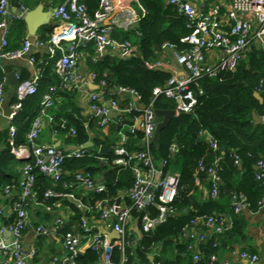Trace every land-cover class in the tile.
I'll list each match as a JSON object with an SVG mask.
<instances>
[{
    "label": "built area",
    "instance_id": "2783aa9c",
    "mask_svg": "<svg viewBox=\"0 0 264 264\" xmlns=\"http://www.w3.org/2000/svg\"><path fill=\"white\" fill-rule=\"evenodd\" d=\"M165 2L186 18L190 33L182 42L190 45L191 49L179 53L174 45H162L160 55L168 51L174 53L177 64L184 72L181 74L173 70L164 59L150 64V69L165 68L172 70L174 75L165 87L154 89L153 103L145 105L138 91L119 87L108 90L105 82L97 83L98 75L94 71H83V59L98 63L106 57L130 59L140 55L138 27L146 11L138 0H102L94 16L89 14L84 0H65L55 8L54 13V18L60 23L59 31L47 42L26 38L21 48L14 51L8 50L10 28L15 22H23L29 9L22 7L21 15H12V0H0V29L4 31L0 60L28 57L33 66L36 57L32 50H40L46 45L50 52L49 59L56 61L55 73L61 80L60 85L52 86L44 96L39 115L27 135V144L19 147L16 146L18 130L14 120L22 108V102L38 93L40 75L20 82L16 97L18 102L12 105L13 113L7 127L11 153L24 164L20 168L18 185H7L1 191L10 202L11 210L8 215L0 208V264H77V258L88 251L101 254L100 261L95 264H132L131 258L135 257V249L141 238L178 215L177 208L172 204L179 194V175L167 172L169 161L156 163L152 153L159 123L154 102L160 98L171 100L176 104L174 111L177 115H192L198 105V96L205 95L202 87L204 79H216L224 72H235L246 62L254 48L264 53V0ZM135 4L139 5L138 8ZM122 19L123 22L120 21ZM116 33L128 34L133 38L119 40ZM8 83L7 78L0 85V117L4 115L2 107L8 97ZM95 86L99 89H90ZM62 91L86 94L91 116L99 119L100 138L110 136L113 125H116L121 127L117 141L110 147L95 144L90 147L94 142L89 141L73 145L70 149L40 142L46 124L55 125L56 118L51 112L62 104L63 98L59 94ZM256 92H264V78ZM111 113L119 117H109ZM125 118L131 124L118 122ZM140 132L143 136L139 150H129V135ZM76 135L73 129L71 136L75 138ZM201 137L214 151L220 149L218 141L208 132H202ZM103 148L110 153H102ZM180 150L178 144H173L171 157L178 155ZM85 159H96L103 166L132 171L133 188L121 192L115 200H101L94 204L85 201L84 196L87 198L91 193L102 194L107 190L104 179L97 178L91 171L70 172L65 169L68 161ZM220 160L216 159L210 167L200 163V171L208 176L207 183L211 187L209 195L213 199L219 197L222 184ZM237 163L240 164L238 158ZM39 176L45 177L55 187L45 191L44 200L38 186ZM256 180L264 189V160L257 165ZM196 183L201 185L199 179ZM49 199H54L55 203L46 204L45 200ZM66 204L77 209L80 215L76 216ZM232 207L234 213L240 215L249 210L250 204L244 196L235 195ZM260 207H264V198ZM30 208H41L53 216L50 223L35 227L38 237L57 241L62 247L63 254L51 257L47 263L41 248L26 246L23 242L33 223ZM12 217L14 219L11 221ZM233 225L230 215L197 218L185 234L191 241L189 251L194 253L196 260H200L197 246L206 243L212 236L225 234ZM107 232H116L120 238L113 240ZM117 249L118 261L115 260ZM154 254L151 256L152 264H157ZM239 257L249 264L260 261V256L247 251L241 252ZM211 261L212 264H232L220 255H213Z\"/></svg>",
    "mask_w": 264,
    "mask_h": 264
},
{
    "label": "trees",
    "instance_id": "16d2710c",
    "mask_svg": "<svg viewBox=\"0 0 264 264\" xmlns=\"http://www.w3.org/2000/svg\"><path fill=\"white\" fill-rule=\"evenodd\" d=\"M102 0H84L89 14L100 9ZM146 11V16L139 24L140 55L130 59L106 57L98 63L89 62V68L98 75L97 83H106L107 89L130 88L138 91L143 97V104L153 103L155 88H163L171 75L150 69L149 65L161 57V47L164 44L174 45L181 53L188 51L191 46L182 42L189 35L187 20L181 16L175 7L168 6L165 0H138ZM21 25H26L24 22ZM53 27L46 28L41 38L46 42L51 36ZM116 33L119 40L133 37L128 34ZM92 53V49L89 50ZM55 60L47 56H36V66L40 70V85L36 95L28 97L22 102V108L14 120L17 127L16 146L27 144V135L32 124L39 115L44 96L52 86L60 85V78L55 73ZM264 78V53L253 49L246 62L242 63L235 72H224L216 79L206 78L202 81L204 96H198V105L192 115H177L171 124L164 129L158 142H154L152 153L154 161L160 163L169 161L167 172L179 175V194L172 204L178 210V215L169 218L150 234L144 235L135 249L132 264H152L151 256L157 264H212L211 257L219 255L221 249L228 242L241 241L245 236L246 220L242 214L236 215L232 207L235 195L244 196L250 204L249 210L260 211V202L264 198V189L256 180L257 165L264 160V125H255L251 120L254 110L259 116H264V103L261 104L254 96L261 79ZM7 80L5 71L0 67V85ZM33 79L30 72L25 70L20 82ZM63 98L53 131L67 134L74 145H81L93 141L96 146L110 147L117 139L121 127L113 125L111 135L100 138L98 131L99 119L84 117L82 108L76 101V94L62 91ZM264 99V92L261 93ZM15 98L13 104L17 103ZM156 110L172 111L176 109L175 102L160 98L154 102ZM136 115V114H135ZM132 117V116H129ZM117 120H115L116 122ZM125 124L130 120L119 119ZM159 121V120H158ZM88 125V128L86 127ZM115 124V123H114ZM77 135L72 137V130ZM202 132H208L216 141L220 149L214 151ZM142 133L129 135V150L138 151L142 140ZM173 144L181 148L178 155L171 157L170 149ZM0 191L7 185H18L20 168L23 162L18 161L11 153L8 129L0 131ZM110 154L109 156H111ZM220 160L222 184L220 195L213 199L210 195L207 201L200 203L197 199L203 186L207 184L208 176L200 171V163L210 167L216 159ZM237 158L240 164L237 163ZM70 172L89 170L97 178H103L107 187L102 194H90L84 200L94 204L101 200H115L121 192L129 191L134 186L132 171H121L120 168L103 166L96 159L74 160L65 164ZM201 181V185L196 180ZM41 198L48 189L55 188L52 182L43 176L38 177ZM52 205L54 199L45 200ZM66 206H68L66 204ZM71 209L80 215L72 206ZM32 211V209L30 208ZM230 215L233 228L223 235L212 236L206 243L197 246L200 260L195 259L188 247L191 243L185 234L192 228L191 224L203 216ZM14 218H12L13 220ZM51 218L46 216L47 222ZM11 220V221H12ZM115 260H119V249L115 251ZM251 254H255L252 252ZM101 259L98 252L88 251L79 256L77 264H95Z\"/></svg>",
    "mask_w": 264,
    "mask_h": 264
},
{
    "label": "crops",
    "instance_id": "0c3cea01",
    "mask_svg": "<svg viewBox=\"0 0 264 264\" xmlns=\"http://www.w3.org/2000/svg\"><path fill=\"white\" fill-rule=\"evenodd\" d=\"M228 0H225L227 2ZM65 2V0H22V3H24V6L26 9L33 10L36 9L40 5H44L45 12L48 14V18L46 20V24L44 27H42L35 37H31L29 35L28 27L27 25H21L22 22H15L13 26L10 28V34H9V51H14L19 48H21L23 41L26 38H38L41 39L46 31V28L53 27V30L51 32V37L57 33V30L60 26V23L56 21L54 18L53 12L54 9ZM136 8H138V4L134 5ZM120 10L123 11V8ZM13 15V13H12ZM123 22V19L120 20ZM123 34H120L119 36H122ZM4 37V31L0 29V50L2 47V40ZM50 37V38H51ZM49 38V39H50ZM48 39V40H49ZM120 39V38H119ZM47 40V41H48ZM46 41V42H47ZM32 54L36 56H47L49 58L50 52L46 45H44L43 48L40 50L33 49ZM161 61L164 59V62H167V64H170V67L178 71L179 73L183 74L182 68L177 64V61L174 57V53L171 51L165 52L161 57ZM83 71L84 73H87L89 68V62L85 59H83ZM0 67L5 71L7 68H11L12 71H14L18 78L22 76L25 70H28L34 78L37 75H40V70L37 68L36 64L31 66L30 62L28 61V57L20 59V60H11V61H5L0 60ZM41 76V75H40ZM8 88L12 89V85L10 82L8 83ZM91 90L96 91L94 87H90ZM64 101V100H63ZM76 101L81 106L84 117H90L91 116V109L88 105L87 96L86 94H80L76 95ZM59 110V107L57 109H54L51 114L53 116H57V111ZM1 118V117H0ZM4 128L0 125V131ZM40 142L47 143V144H54L57 147L61 149H70L74 144H72L67 134H57L55 131H53V125L50 126L46 124L45 129L43 131V134L41 136ZM94 145V143H92ZM93 147V146H92ZM1 150V149H0ZM209 198V188L207 184H205L198 194V201L200 203H203L207 201ZM0 208H2L8 215L11 210V204L9 201H7L4 198V195H2V192L0 191ZM31 215L33 218V223L28 229V233L26 237L24 238L23 242L26 244V246H37V242H40L41 244H45L44 246V252H48V248L53 250L55 252V255L61 256L63 254L62 247L60 244H58L57 241H47L44 238L38 237L35 233V227H37L40 224H47L50 223L52 220V215L44 212L41 208H32ZM46 216H49L51 219L47 222ZM242 216H244V219L246 220V228H245V236L241 241L236 242H228L226 246L221 249L219 252V255L222 258H225L229 260L232 264H249V262L241 260L239 257V254L241 252L247 251L249 253L255 252L256 255L260 256V261L255 264H264V207L260 208V211L258 212H252L250 210H247L242 213ZM13 218V217H12ZM10 218V220H12ZM41 248V247H40ZM43 251V249L41 248ZM2 260H0L1 262ZM46 263L48 262L47 259H45Z\"/></svg>",
    "mask_w": 264,
    "mask_h": 264
},
{
    "label": "water",
    "instance_id": "95a60500",
    "mask_svg": "<svg viewBox=\"0 0 264 264\" xmlns=\"http://www.w3.org/2000/svg\"><path fill=\"white\" fill-rule=\"evenodd\" d=\"M22 7H25L24 3H22V0H12L11 11H12L13 15H16V16L21 15L23 12ZM44 9H45L44 5H40L36 9L29 10L28 13L26 14L25 18H24L23 22L27 25L29 35L31 37H35L36 34L38 33V31L42 27H44L46 24L48 14L45 12ZM55 11H56V9H54L53 15H54ZM156 70L167 73L171 76L174 75V72L172 70H169V69L157 68ZM5 73L7 75L8 81L12 85V89H9V88L7 89L8 97H7L5 103L3 104V107H2L4 115H3V117L0 118V125L4 129H6L8 127L9 117L13 113V110H12L13 101L17 97V91H18V87L20 85V79L18 78L17 74L14 71H12L11 68H7L5 70ZM94 88L96 90L99 89L98 86H95ZM254 96L261 104L264 103V99L261 96V94L256 92L254 94ZM156 116L159 120V123L157 126V130L155 133L154 140H155V142H158L161 132L171 124L172 120L177 116V113L174 110H172V111L156 110ZM109 117L118 118L119 115L116 113H111ZM250 118L255 125H257V126L258 125H264V116H259L257 114L256 110H254L252 112ZM89 146L92 147L94 145L91 143ZM102 153L109 154L110 151L107 148H103ZM119 202L120 201H118V203ZM106 234L113 240H117L120 238L119 234L116 232H112V233L107 232ZM139 235H140V233H139Z\"/></svg>",
    "mask_w": 264,
    "mask_h": 264
},
{
    "label": "rangeland",
    "instance_id": "374dc122",
    "mask_svg": "<svg viewBox=\"0 0 264 264\" xmlns=\"http://www.w3.org/2000/svg\"><path fill=\"white\" fill-rule=\"evenodd\" d=\"M161 59V58H160ZM44 246H45V244H41L40 242H37V247H41L42 249H43V251H42V256L45 258V259H47V260H49L51 257H53L54 255H55V252L53 251V250H51L50 248H48V252L47 253H45L44 252Z\"/></svg>",
    "mask_w": 264,
    "mask_h": 264
}]
</instances>
